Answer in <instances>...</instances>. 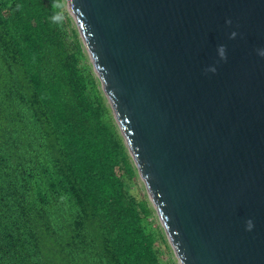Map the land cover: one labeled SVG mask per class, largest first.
<instances>
[{"label":"water","instance_id":"obj_1","mask_svg":"<svg viewBox=\"0 0 264 264\" xmlns=\"http://www.w3.org/2000/svg\"><path fill=\"white\" fill-rule=\"evenodd\" d=\"M66 5L178 264H264V0Z\"/></svg>","mask_w":264,"mask_h":264},{"label":"trees","instance_id":"obj_2","mask_svg":"<svg viewBox=\"0 0 264 264\" xmlns=\"http://www.w3.org/2000/svg\"><path fill=\"white\" fill-rule=\"evenodd\" d=\"M78 34L0 0V264H177Z\"/></svg>","mask_w":264,"mask_h":264},{"label":"clouds","instance_id":"obj_3","mask_svg":"<svg viewBox=\"0 0 264 264\" xmlns=\"http://www.w3.org/2000/svg\"><path fill=\"white\" fill-rule=\"evenodd\" d=\"M60 19H61L60 16H54V17H53V21H54V22L59 21ZM228 23H231V21H228ZM235 36H236V33L233 32V33H232V38H234ZM260 54H261V55H264V52H261ZM218 55H219V57H220L221 59H224V60L227 59V57H226V49H225L224 46H220V47L218 48ZM210 71L215 72V71H216L215 67L211 68ZM253 227H254V223H253V221H252L251 219H249V220L246 222V228H247V230L250 231V230H252Z\"/></svg>","mask_w":264,"mask_h":264},{"label":"rangeland","instance_id":"obj_4","mask_svg":"<svg viewBox=\"0 0 264 264\" xmlns=\"http://www.w3.org/2000/svg\"><path fill=\"white\" fill-rule=\"evenodd\" d=\"M66 6H67V5H66ZM66 8H67V7H66ZM139 182H140V181H139ZM139 185H140V186H143V184H142L141 182L139 183ZM143 187H144V186H143ZM138 191H139V190H135V192H138ZM162 257H163V260H164V261H169L171 256H170V254H163ZM173 258L175 259L176 257H173ZM176 263L178 264L177 259H176Z\"/></svg>","mask_w":264,"mask_h":264}]
</instances>
